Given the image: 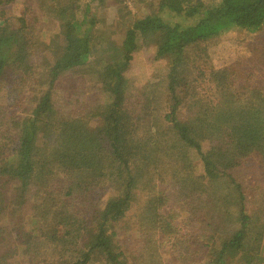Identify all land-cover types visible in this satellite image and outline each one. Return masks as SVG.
I'll return each mask as SVG.
<instances>
[{"label": "trees", "instance_id": "trees-1", "mask_svg": "<svg viewBox=\"0 0 264 264\" xmlns=\"http://www.w3.org/2000/svg\"><path fill=\"white\" fill-rule=\"evenodd\" d=\"M6 1L0 84L28 77L0 104V264H264V190L243 182L250 162L264 169V75L239 61L238 93L208 91L230 74L212 67L226 35L264 29V0H156L110 42L105 0ZM45 13L60 22L51 41ZM73 75L86 88L61 89Z\"/></svg>", "mask_w": 264, "mask_h": 264}, {"label": "rangeland", "instance_id": "rangeland-1", "mask_svg": "<svg viewBox=\"0 0 264 264\" xmlns=\"http://www.w3.org/2000/svg\"><path fill=\"white\" fill-rule=\"evenodd\" d=\"M4 1L7 2L6 0ZM138 1L139 2H137L136 4L135 2L128 0L127 1L105 0L106 3L103 4L102 6L106 8V11L102 9H99L97 11V17H98L97 21L101 23L100 28H101V32L104 35L105 41L107 40V42H110V37H111L110 35L113 32L119 30L118 27V25H120L119 23H125L127 22V20L134 21L140 18L141 16L152 15L153 12L157 11V4L155 3L156 0H142L145 1V3L142 4L140 3V0ZM94 6L96 7L97 4H95ZM127 6L129 7V9L126 8ZM5 7L7 6H4V8ZM23 7H24L23 2L18 1L16 4H12L2 10H6V15L8 18L9 16L14 17V16L22 15L24 10ZM43 15L45 16L43 18V23L40 24V29L44 30L42 33L49 41H51V35L53 29H57L59 27L60 22L55 19V16L52 13L49 14L45 13ZM167 19L172 20V23L177 25L181 24L182 26H187L190 24L189 22H187V20H183L181 18L180 19L167 18ZM120 34H118V36L117 35L112 36L114 42L117 41L118 39H121ZM113 56L119 57V53H115L113 54ZM217 56L219 58L213 60L212 67L224 68L228 70L230 74L227 77V79H224L223 81H217V83H215L214 85L210 82V88L208 89L209 98L214 102L219 101L220 98L223 99L221 97L224 94V92H222L223 89L222 87L227 86L225 88L236 92L238 88H242L239 83L237 84L236 81H234L235 77H237L238 75L230 71L228 65L230 67V65L237 64V62L240 61V68L246 74L250 72L249 73L250 75L252 74L253 71H258L261 75H264V65L261 64L264 57V29L257 32H252V34H248L246 32H242L241 30L239 31L236 29L231 30L223 40L221 47L218 49ZM203 65H205V63H203ZM200 68H201V63H196L194 64V67L190 68L189 72L197 73L200 70ZM27 77L28 74L26 72L20 73L18 72V70H14V69L5 74V77L3 78L0 84L1 105L4 106L6 105L7 107L11 105L14 97L12 96V91L10 90L11 89L10 87L13 86V88L15 89V87H17L19 84L20 85L22 84L21 83L22 81L27 80ZM44 78L50 80V74L47 73L44 76ZM83 84L85 83L81 82L77 76L73 75L68 77L59 87L63 90H67V89L69 90L74 85L77 86L78 88L84 89L86 87L83 86ZM95 97H96L95 93L88 92L87 101H85V103L94 101ZM81 109L83 110L84 108L82 107ZM6 157L7 156H3L4 166H6L8 163L11 164L16 163L13 157L12 158L9 157L7 160ZM109 165L113 166V164L111 163H109ZM115 169L117 170L116 172H119L120 166L115 167ZM118 175L119 177H116V179L113 178V182L111 183L112 186L117 185L118 179L121 177L120 173H118ZM100 178L106 180L105 176H101ZM243 182L245 183L247 188L252 190L254 193L260 194V192L264 190V169L256 165H251L250 162L245 167ZM116 193H118V196H121L122 194L126 193V191L124 190ZM110 196L111 195L107 196L105 194V196H103L102 198L104 199V201H107L110 199ZM261 196H264V193ZM27 215L30 217V222H27L26 226H30L31 223H34L32 226H35L36 224L38 225L37 220L32 221L33 215H29V213ZM135 224H136V219L134 218L133 215L132 230L131 233H129L130 236L127 235L128 236L127 239L131 237L133 238L132 240H134L139 235L138 228L135 226ZM130 241L131 239H129L128 242ZM163 254H167V252L163 250ZM165 260L167 261L168 264H170L169 263L170 258ZM129 264H134V261H132V263ZM171 264H173L172 260H171Z\"/></svg>", "mask_w": 264, "mask_h": 264}]
</instances>
